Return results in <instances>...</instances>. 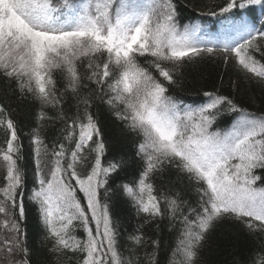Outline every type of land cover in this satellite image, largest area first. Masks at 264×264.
I'll list each match as a JSON object with an SVG mask.
<instances>
[{
	"label": "snow or ice",
	"instance_id": "1",
	"mask_svg": "<svg viewBox=\"0 0 264 264\" xmlns=\"http://www.w3.org/2000/svg\"><path fill=\"white\" fill-rule=\"evenodd\" d=\"M205 63L236 79L169 94ZM221 228L264 264V0H0V264H217Z\"/></svg>",
	"mask_w": 264,
	"mask_h": 264
},
{
	"label": "trees",
	"instance_id": "2",
	"mask_svg": "<svg viewBox=\"0 0 264 264\" xmlns=\"http://www.w3.org/2000/svg\"><path fill=\"white\" fill-rule=\"evenodd\" d=\"M197 3H211L213 0H196ZM225 68L222 64L214 65L211 63H205L196 66L190 71L185 72L183 86L173 88L170 91V95H175L178 99H183L186 104L199 105L206 102V98L203 93L208 91H214L220 87V78L223 75L225 82L231 77L236 79L235 74L230 70L228 75H224ZM231 92L230 88L225 89V94ZM249 91L246 85H241L239 93H237V99L244 101V106H250L248 101ZM259 95V93H257ZM231 121L224 117L216 125L219 128L227 127ZM135 220L131 221L134 225ZM28 230L31 237H35L37 243L42 242V236L38 234V229L35 225V221L30 218ZM131 231V228H129ZM174 242V241H173ZM251 240L243 233L237 232L235 228L225 230L224 228L218 229L211 236V247L206 249L204 256L211 261L217 262V264H225L226 261H231L236 258L238 254H243L248 249Z\"/></svg>",
	"mask_w": 264,
	"mask_h": 264
}]
</instances>
